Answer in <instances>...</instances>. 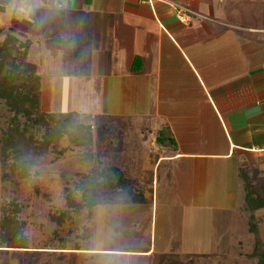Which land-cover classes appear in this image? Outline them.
Instances as JSON below:
<instances>
[{"label": "crops", "instance_id": "crops-1", "mask_svg": "<svg viewBox=\"0 0 264 264\" xmlns=\"http://www.w3.org/2000/svg\"><path fill=\"white\" fill-rule=\"evenodd\" d=\"M44 3L46 9L33 0L16 1L6 27H16V37L31 42L30 49L51 40L49 33L61 34L76 58L85 60L82 74L102 99L90 118L78 114L80 121L92 127L94 145L98 134L102 148L110 136L108 148L135 154L140 163L134 169L111 161L106 169L138 172L133 179L145 201L134 203L129 195L108 200L95 206L86 223L71 227L51 215L38 218L35 201H21L20 225L11 226L2 221L8 201L0 190V264H180L181 256H197L203 214L217 212V224H236L250 212L247 186H264V0ZM35 7L38 17L50 10L49 24L31 17ZM182 13L191 17L189 25L178 20ZM56 58L52 75H63L59 66L67 61ZM37 67L42 76L43 64ZM52 93L53 79L42 77L44 112H55ZM163 128L174 144L157 143ZM125 216L133 231L150 222L141 249L122 245ZM173 222L191 230L194 240L179 239L172 247L175 233L166 228Z\"/></svg>", "mask_w": 264, "mask_h": 264}, {"label": "rangeland", "instance_id": "rangeland-1", "mask_svg": "<svg viewBox=\"0 0 264 264\" xmlns=\"http://www.w3.org/2000/svg\"><path fill=\"white\" fill-rule=\"evenodd\" d=\"M16 1L18 2V0H0V43L5 40L7 35H13L15 37L19 35L18 31H16V27H6L8 19L13 17L11 15L14 10L13 5ZM33 2L40 7L43 4L42 7L46 9L44 0H33ZM39 16L40 17H38L37 8L35 7V9L32 10L31 16L33 19L35 18V21H37L36 18H40L42 19V23L49 24L52 20L51 18H54L49 9L48 11L42 10ZM38 24L39 22H37V25ZM43 27L45 30L50 29V27ZM4 29L6 31H4ZM55 35L56 38L52 39ZM48 36L51 40H43L40 43L39 48H31L28 52L27 59L31 63L37 64V66L43 64V79H53V93L50 97V102L52 101L53 103L51 111H55L57 113L74 111L79 115L81 114L90 118L91 115L93 116L94 113L97 112L98 105L101 103L100 99H102V94L99 90H94L92 88V82L88 79L87 74H82V67L85 60L76 58L77 55L75 56L72 53L71 48L66 42L65 36L62 41L59 39L61 34L58 35L55 34V32H52L49 33ZM67 40H69V38ZM59 49L62 50V53L57 51ZM57 54H61L62 60L67 61L64 67L59 66L63 75H52L51 66H55ZM56 77L61 78L56 79ZM66 78L70 79L68 80ZM45 93L46 92L44 91L43 100H45ZM46 100L49 102L47 95ZM44 109L43 103V110ZM11 116L12 115L8 111L5 104L0 103V139L2 138L3 132L7 129L9 123L8 121ZM124 118L128 117L126 116ZM97 136V145H93V155L95 159L93 163L88 162V165H86L85 162L83 163V151L75 148L66 139H63L58 149L52 150L39 159L36 167L32 168L33 171L31 178L27 182H20L18 185L8 183L4 184L3 182L0 184V190L4 199L10 203L17 201L21 206H23V208V202L27 203L35 201L38 218H41L42 215L44 219L47 218V220H49L48 218L50 215L56 213L57 215L63 216L65 227H71L73 222L76 221L83 224L87 221V218H90V216H88L89 210L86 209L85 211L76 212V210L68 207L64 193L66 184L62 180V173L76 172L79 175H83L89 172L91 167L94 166L93 164L98 165L100 170H105L107 168L106 166H109L108 164L110 161L118 163V166L123 167L124 169L128 168L126 166L129 164H131L130 166H133L134 169V167L140 163L135 154L129 152V148L122 149L115 146L111 149L108 148L106 146V142L110 136L104 138L105 144L104 148H102L100 145L101 138L99 134ZM113 141L115 143L117 141L121 142V139L119 138L116 141V138L114 137ZM101 150H103V152H101ZM133 150H135V148H133ZM101 158H104L105 161L103 162V159ZM0 170H2L1 162ZM126 171L129 179H131L135 187L138 188L139 180H134L138 177V172L134 170ZM78 179L79 178H76L74 180ZM70 185L71 186L69 188L72 189L73 186L72 184ZM117 191L118 190L113 191L101 188L99 190L97 204L102 205L108 200L120 201L130 198L127 192ZM76 200L80 201L79 193H76ZM66 211L68 213H66ZM241 216L243 217L239 220V222L236 221L237 223L235 224L234 219L232 220L231 225L228 221H226V224H217V212H211V216L209 213L207 216L203 214V218L201 220L203 233L202 236H197V238L201 239V241L203 238V243L199 247L200 249L203 248V250H200L201 252H198L199 254H197V256H192L191 258H189L190 255L181 256L182 263L180 264H257V259L251 257V254L256 246H259L261 252L264 254V213L258 214L246 211L245 213H241ZM253 217L255 219L254 224L256 226L254 232L251 231V222ZM123 220H125L124 223L128 231L124 234L126 235V238L123 236L125 240H123L122 245L129 249H141L142 243L147 242L149 239L148 235L145 234V229L147 228L148 223H150L149 220L140 224V229H142V231H133L134 225L132 221H129L130 219L128 217L125 216ZM179 222L181 221L179 220ZM220 222H222V220H220ZM179 225L173 222L171 225L172 227H169L170 224H168V227L166 228L167 232H169L170 228H172L171 230L175 233L170 238L171 243L173 242L172 247H174V244L179 239L183 240V242H192L194 237H196L194 234H191V230L188 228L182 231L181 228L178 227ZM168 235L169 234L165 235L164 238H169ZM205 238H207V241L210 239L206 242L207 245H205ZM129 239L130 241L133 240V242L130 243L128 241ZM204 247H210L211 250L207 252L204 250ZM166 248L170 249L169 246H166Z\"/></svg>", "mask_w": 264, "mask_h": 264}, {"label": "trees", "instance_id": "trees-1", "mask_svg": "<svg viewBox=\"0 0 264 264\" xmlns=\"http://www.w3.org/2000/svg\"><path fill=\"white\" fill-rule=\"evenodd\" d=\"M30 47L31 42L21 41L13 35H7L0 43V103H4L12 115L0 139L4 184L27 182L39 159L58 149L63 139L83 151L82 162L86 165L95 160L93 129L90 125L83 124L75 112L47 113L42 110V76L37 65L27 59ZM156 141L162 146L167 142L174 144L168 128L159 131ZM93 165L95 167L92 166L83 175L62 173V180L66 184L65 199L70 209L76 212L88 209V216H91L101 188L125 191L134 203L145 201L140 190L122 170L116 167L100 170L98 165ZM76 178L79 179L74 180ZM70 184L72 189L69 188ZM76 193L80 194V201L76 200ZM247 193L246 204L251 213L264 209V186L248 185ZM21 210L22 206L17 201L4 203L2 221L9 222L11 226L13 223L20 225L18 214ZM51 218L59 224L64 221L63 216L56 213ZM254 220L253 217L252 232L256 228ZM251 257L257 259V264H264V254L259 246L254 248Z\"/></svg>", "mask_w": 264, "mask_h": 264}, {"label": "built area", "instance_id": "built-area-1", "mask_svg": "<svg viewBox=\"0 0 264 264\" xmlns=\"http://www.w3.org/2000/svg\"><path fill=\"white\" fill-rule=\"evenodd\" d=\"M177 18L182 24L189 25L191 23V17L185 13L180 14Z\"/></svg>", "mask_w": 264, "mask_h": 264}]
</instances>
